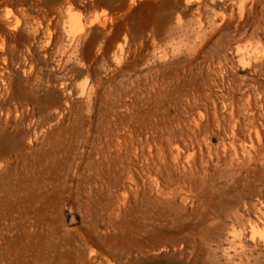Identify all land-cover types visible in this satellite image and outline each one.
I'll return each instance as SVG.
<instances>
[{"label":"rangeland","instance_id":"rangeland-1","mask_svg":"<svg viewBox=\"0 0 264 264\" xmlns=\"http://www.w3.org/2000/svg\"><path fill=\"white\" fill-rule=\"evenodd\" d=\"M0 104V264H264V0H0Z\"/></svg>","mask_w":264,"mask_h":264},{"label":"bare ground","instance_id":"bare-ground-1","mask_svg":"<svg viewBox=\"0 0 264 264\" xmlns=\"http://www.w3.org/2000/svg\"><path fill=\"white\" fill-rule=\"evenodd\" d=\"M81 25H80V21H79V19L76 17L75 19H73V21H72V24H71V26H70V28H71V31H76L77 32V30L79 29L80 30V28H82V27H80ZM79 32V31H78ZM3 58H5V57H3ZM4 61L6 60V59H3ZM3 63H5V62H3ZM30 68H31V66H29ZM23 68V67H22ZM30 70V69H29ZM24 74V73H23ZM26 76H24V78H25ZM27 80H26V83L29 81V78H26ZM25 83V82H24ZM7 84V83H6ZM22 84V83H21ZM27 85V84H26ZM63 84H61V86H62ZM26 88V87H25ZM26 90V89H25ZM21 91V90H20ZM27 93V92H26ZM22 95V94H21ZM29 95V94H28ZM26 96V95H25ZM24 96V97H25ZM37 96V95H36ZM48 97H58V96H56L55 94H52V95H49ZM51 100H53V99H51ZM1 105V104H0ZM7 107V106H6ZM2 109V108H1ZM0 109V110H1ZM10 109V108H9ZM4 110V109H3ZM7 110V109H6ZM1 112H3V111H1ZM11 113V112H10ZM9 114H8V112H7V116L5 117V118H9V116H8ZM0 116H1V113H0ZM7 120V119H6ZM34 129V128H33ZM34 131V130H33ZM27 134V133H26ZM29 134H30V132H29ZM28 137V136H27ZM13 140V139H12ZM7 141V140H6ZM18 142V141H17ZM16 142V143H17ZM29 142V141H28ZM12 147V146H11ZM21 147V146H20ZM23 147V146H22ZM10 149V148H9ZM16 149H18V147L16 148ZM12 150V149H11ZM19 150V149H18ZM14 151V150H13ZM133 155V154H132ZM122 156V155H121ZM121 156L120 155H111V157H103V162H101L99 165H100V168L101 169H108V170H111V171H113V173H114V175L117 177V178H121V180H122V178H124V179H127V180H129L130 182H133L134 184H136V186L138 185L137 184V181L135 180L136 178H134V173H133V171H132V169L130 168V165L133 163V159L131 158V157H129V159L128 158H126V159H128L127 160V166L128 167H126L125 166V169H123V168H118V166H117V164L119 163L120 165H122V158H121ZM162 156H164V154L162 155ZM178 156V155H177ZM133 157L135 158V159H138V169H136L137 170V172L141 175V180H142V184H141V186H143L144 187V184H143V177L145 176V177H149V176H151V172H153V174H154V176H153V182H156L157 180V177L160 175V177L162 176L161 174H162V171L164 170L166 173V179H168V181H170L171 180V172H170V168H171V166L168 164V162L163 158V160H165L164 162H162V161H160L161 159H159V158H157V157H150V158H144V155L141 153L139 156H134L133 155ZM167 157V156H166ZM101 160V159H100ZM107 160V161H106ZM109 160H111V162L109 161ZM99 161V160H98ZM125 162V161H124ZM174 164V163H173ZM162 165V166H161ZM174 167H172L173 169L174 168H176L177 169V167H175V165H173ZM124 167V166H123ZM118 175V176H117ZM170 179V180H169ZM159 180V179H158ZM157 183H158V181H157ZM135 186V187H136ZM139 186V185H138ZM142 187V188H143ZM137 188V187H136ZM125 191V190H124ZM142 191V190H141ZM137 192V191H136ZM136 192H135V194H136ZM172 192H173V190L172 189H170L169 187H167V188H165V189H158V194L159 195H165V196H167V195H171L172 194ZM125 193V192H124ZM136 197V196H135ZM138 197V196H137ZM146 199V198H145ZM171 207V206H170ZM249 208V207H248ZM172 209V208H171ZM239 210V209H238ZM216 213V212H215ZM223 213V212H222ZM250 213V212H249ZM235 214V215H234ZM233 215H231V216H227V218H229L230 219V221H231V223H237V222H239V220H240V218H239V216L236 214V213H234ZM251 215H253V214H251ZM254 216V215H253ZM219 218V217H218ZM84 242V241H83ZM194 242V241H193ZM108 247H109V245H108ZM108 247H106V248H108ZM89 249V248H88ZM109 249V248H108ZM195 249V248H194ZM197 249V248H196ZM114 250V249H113ZM91 251H93V250H91ZM91 251H89V252H91ZM110 251H112L111 249H110ZM100 252H101V250H100ZM194 252V251H193ZM93 253H94V251H93ZM102 253V252H101ZM109 253V252H108ZM112 253V252H111ZM79 254V253H78ZM88 254V253H87ZM91 254V253H90ZM105 254V253H104ZM77 255V254H76ZM75 255V256H76ZM100 255H102L103 256V254H100ZM86 256V255H85ZM72 259V258H71ZM92 260H93V258H92ZM76 261L79 263V264H85L86 263V261H87V258L86 257H84L82 254H79V255H77V257H76ZM67 262V261H66ZM62 264H63V262H61Z\"/></svg>","mask_w":264,"mask_h":264}]
</instances>
